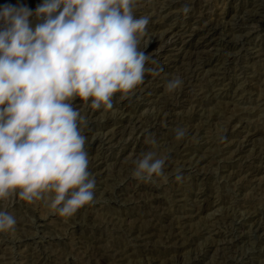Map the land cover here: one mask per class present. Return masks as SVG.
Here are the masks:
<instances>
[{
    "label": "rangeland",
    "instance_id": "1",
    "mask_svg": "<svg viewBox=\"0 0 264 264\" xmlns=\"http://www.w3.org/2000/svg\"><path fill=\"white\" fill-rule=\"evenodd\" d=\"M42 3L0 0V9ZM263 5L138 0L134 15L150 17L140 48L163 71L146 73L127 99L115 94L111 110L83 113L90 101L72 102L88 121L94 202L61 217L44 201L0 200L16 218L14 231L0 233V264H264ZM176 76L189 83L169 93ZM152 138L167 155L166 182L131 175Z\"/></svg>",
    "mask_w": 264,
    "mask_h": 264
},
{
    "label": "clouds",
    "instance_id": "2",
    "mask_svg": "<svg viewBox=\"0 0 264 264\" xmlns=\"http://www.w3.org/2000/svg\"><path fill=\"white\" fill-rule=\"evenodd\" d=\"M138 0H43L0 9V200L44 201L61 217H72L94 202L95 177L89 172L88 121L72 102L111 110L113 97L127 99L146 73L163 67L141 50L150 17L134 15ZM186 3L181 11H190ZM38 22L31 26L30 17ZM147 45H145L146 49ZM151 62L155 67L147 68ZM176 76L166 91L180 89ZM186 136L175 129L176 141ZM152 150L134 161L139 182L167 181V155ZM181 169L175 179L182 181ZM16 218L0 210V233L15 230Z\"/></svg>",
    "mask_w": 264,
    "mask_h": 264
},
{
    "label": "bare ground",
    "instance_id": "3",
    "mask_svg": "<svg viewBox=\"0 0 264 264\" xmlns=\"http://www.w3.org/2000/svg\"><path fill=\"white\" fill-rule=\"evenodd\" d=\"M263 6H264V5H263ZM263 6H262V7H263ZM203 8H204V7H203ZM261 9H262V8H261ZM260 12H261V11H260ZM251 14H253V13H251ZM255 14H256V13H255ZM259 14H260V13H259ZM248 15H249V14H248ZM257 15H258V12H257ZM261 16H262V15H261ZM251 17H252V16H251ZM255 17H256V16H255ZM247 18H248V17H247ZM249 18H250V17H249ZM252 18H253V17H252ZM261 18H263V17H261ZM260 21H261V20H260ZM38 22H40V21H38ZM38 22H36V24H37ZM207 22H208V21H207ZM241 23H242V22H241ZM257 23H258V22H257ZM211 24H212V23H211ZM211 24H209V23H208V24H205V25H206V29H207V31L210 29V26H212ZM245 24H246V23H245ZM205 25H204V26H205ZM214 25H215V24H214ZM241 25H242V24H241ZM34 26H35V24H34ZM200 26H201V25H200ZM245 26H246V25H245ZM201 28H202V27H201ZM212 28H213V27H212ZM213 29H214V28H213ZM199 30H200V29H199ZM202 30H203V28H202ZM210 32H211V31H210ZM208 33H209V32H208ZM160 37H162V36H160ZM162 40H163V39H162ZM196 50H197V49H196ZM192 53H193V52H192ZM196 53H197V51H196ZM190 56H191V55H190ZM202 56H203V55H202ZM198 57H199V56H198ZM198 57H194V58L197 59ZM194 58H193V59H194ZM204 58H205V57H204ZM190 59L193 60L192 58H190ZM199 59H200V58H199ZM201 59H203V58H201ZM191 62L193 63V61H191ZM203 62H204V61H203ZM189 71H190V70H189ZM191 73H192V71H191ZM188 74H189V73H188ZM191 76H192V75H191ZM188 81H189V79H188ZM183 83H185V81H184ZM188 83H189V82H187V84H188ZM185 84H186V83H185ZM187 84H186V85H187ZM183 88H184V87H183ZM183 93H184V92H183ZM75 101H76V100H74L73 102H75ZM84 105H85V104H84ZM83 107H84V108H82L83 113H86V112H87V113H88V112H89V113H92V108L90 107V104H87L86 106H83ZM159 108H160V107H159ZM169 108H170V107H169ZM167 109H168V108H167ZM172 109H173V108H172ZM172 109H171V110H172ZM162 110H163V109H162ZM82 111H81V113H82ZM93 111H94V110H93ZM168 112H169V110H168ZM166 113H167V112H166ZM166 113H165V114H166ZM170 113H171V112H170ZM165 114H163V115H164L163 118H165ZM89 115H90V114H89ZM89 115H88V116H89ZM168 115H169V114H168ZM84 116H85V115H84ZM166 116H167V115H166ZM89 117H90V116H89ZM89 117H88V118H89ZM171 117H172V116H171ZM168 118H169V117H168ZM169 119H170V118H169ZM169 119H168V120H169ZM138 121H139V120H138ZM141 122H142V120H141ZM141 122H140V123H141ZM135 123H136V122H135ZM141 125H142V123H141ZM136 126H137V125H136ZM136 126H135L134 128H136ZM137 127H140V126L138 125ZM143 127H144V126H143ZM139 130H140V129H139ZM142 130H143V129H142ZM137 131H138V130H137ZM141 132H142V131H141ZM127 139H128V138H127ZM91 164H92V163H91Z\"/></svg>",
    "mask_w": 264,
    "mask_h": 264
}]
</instances>
